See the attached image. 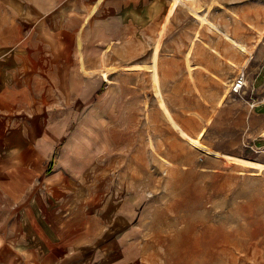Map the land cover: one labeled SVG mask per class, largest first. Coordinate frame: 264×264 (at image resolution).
Instances as JSON below:
<instances>
[{
	"label": "rangeland",
	"instance_id": "374dc122",
	"mask_svg": "<svg viewBox=\"0 0 264 264\" xmlns=\"http://www.w3.org/2000/svg\"><path fill=\"white\" fill-rule=\"evenodd\" d=\"M99 2L83 33L100 59L65 65L74 75L64 88L79 94L64 108L70 123L59 145L95 212L91 236L106 245L92 263L264 264V149L253 143L249 92L187 93L186 45L174 38L185 20L215 23L216 13H195L187 1V13L161 25L151 60V44L143 51L120 35L104 42L95 20L115 13ZM116 25L124 23L108 31L119 33Z\"/></svg>",
	"mask_w": 264,
	"mask_h": 264
},
{
	"label": "crops",
	"instance_id": "0c3cea01",
	"mask_svg": "<svg viewBox=\"0 0 264 264\" xmlns=\"http://www.w3.org/2000/svg\"><path fill=\"white\" fill-rule=\"evenodd\" d=\"M99 1L0 0V264H93L106 249L91 236L95 212L73 177L78 167L59 152L70 123L64 108L79 94L64 88L74 75L65 65L100 59L83 33ZM107 1L115 15L95 20L104 42L120 35L143 51L151 44V60L159 58L161 25L168 29L178 11L187 13V1L195 13L214 11L215 23L199 14L202 21L192 17L187 27L186 17L174 33L186 45L187 93L230 92L243 70L255 98L253 143L264 149V0ZM110 22L124 26L109 32ZM66 93L73 94L67 103Z\"/></svg>",
	"mask_w": 264,
	"mask_h": 264
},
{
	"label": "built area",
	"instance_id": "2783aa9c",
	"mask_svg": "<svg viewBox=\"0 0 264 264\" xmlns=\"http://www.w3.org/2000/svg\"><path fill=\"white\" fill-rule=\"evenodd\" d=\"M245 87H246V76L244 71L241 70L231 82L230 92L232 94L240 95L245 90ZM252 95H253L252 92H250L246 100L249 103V105L253 108L255 106V98H253Z\"/></svg>",
	"mask_w": 264,
	"mask_h": 264
},
{
	"label": "bare ground",
	"instance_id": "6f19581e",
	"mask_svg": "<svg viewBox=\"0 0 264 264\" xmlns=\"http://www.w3.org/2000/svg\"><path fill=\"white\" fill-rule=\"evenodd\" d=\"M241 47V46H240ZM241 48H243L244 49V47H241ZM242 49V50H243ZM154 65V64H153ZM103 75H105V73L103 74ZM157 90V89H156ZM158 91V90H157ZM162 103V102H161ZM160 103V104H161ZM166 114H168V112L166 111ZM168 116H169V114H168ZM167 117V116H166ZM169 120H170V122L173 124V126H175V127H177V125L175 124V122L172 120V118L169 116V117H167ZM189 142L192 144V145H194V146H196V147H198V148H203L202 146H201V144L196 140V139H192V138H190V140H189Z\"/></svg>",
	"mask_w": 264,
	"mask_h": 264
}]
</instances>
